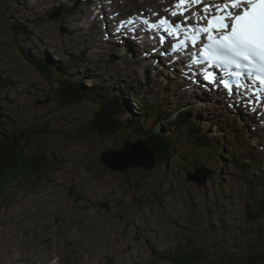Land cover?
<instances>
[{"label":"rangeland","instance_id":"374dc122","mask_svg":"<svg viewBox=\"0 0 264 264\" xmlns=\"http://www.w3.org/2000/svg\"><path fill=\"white\" fill-rule=\"evenodd\" d=\"M5 1L0 6V83L10 78L11 85H0V111L14 126L42 124L45 130L31 138L28 152L43 153L54 162V168L41 178L34 174L18 176L0 196V264L16 261L14 252L20 259L27 253L32 257L29 261L34 258L38 264H163L159 255L175 250L188 236L204 249L205 257L198 264H264V216L258 222L246 219L247 202L257 196L259 201L264 200V161H256L234 143H228L226 150L240 160L237 164L219 150L222 142L236 138L240 144L243 138L248 149L264 156V132L259 141L250 140L246 133L240 139V127L231 134L235 125L229 130L224 125L227 118L236 119L238 126L246 120L229 117L233 110L228 103L223 105L211 95L203 96L181 83L180 87L169 84V95L180 96L190 115L197 117L199 113V126L205 130L202 134L213 136L221 148L207 159L199 151L194 155L187 141L176 140L171 161L161 165L155 162L147 177L143 178L138 168L110 170L102 163L100 152L142 138L135 132L139 121L144 132L157 127L163 138L175 136L173 127L162 124L170 113L157 114L144 124V115L138 110L140 100L135 97L138 93L123 92L126 109L137 116L134 125L122 124L119 133L98 135L90 127L97 109L95 102L84 100L62 106L55 99L53 85L24 59L16 45L20 37L12 35L10 24L18 19L24 31L30 32L31 41L23 45L30 52L44 51L57 64L63 60L70 70H74V60L68 61L70 56L87 51L72 73L87 85L102 81L107 85L117 80L126 86L129 81L133 86L136 82L144 84L149 63L139 51L143 59L134 54L130 59L135 57L138 65L131 67L127 52L108 46L103 24L97 22L101 14L102 19L105 15L97 6L104 5L100 0H69L75 2V8L69 6L72 10L66 17L60 16L62 11L52 16L59 0L53 4L51 0H29L19 12L15 10L17 3ZM161 1L125 0L127 7L115 4V8L128 14L162 7ZM85 11H89L88 17ZM111 50L121 53V58H112ZM168 75L173 82L180 81L174 72ZM153 78L148 88L160 97L161 84L170 78L161 74ZM246 103L241 108H246ZM168 106L170 110L176 105ZM137 150L133 156H142ZM198 168L208 174L203 185L189 176Z\"/></svg>","mask_w":264,"mask_h":264},{"label":"trees","instance_id":"16d2710c","mask_svg":"<svg viewBox=\"0 0 264 264\" xmlns=\"http://www.w3.org/2000/svg\"><path fill=\"white\" fill-rule=\"evenodd\" d=\"M10 28L13 36L16 34L20 37L16 45H18L24 59L47 82L53 85L57 93H55V99L62 106L81 102L84 99H90V101L92 100L96 103L97 109L90 122L91 131H94L100 136H105L111 133H119L118 131L122 129V124L125 127L132 126L137 116L136 114H133V116L128 114L126 107H124L122 97L116 92L117 90H111L112 86L109 85H105L104 87L101 85H92L88 87L80 78L75 79L69 75L68 68L62 64L57 65L54 61H50L51 58L46 53L29 54V51H25L22 46H19V40L25 42V38L29 37L30 32L27 30L24 31L23 26L20 24H10ZM30 39L31 37L27 41L30 42ZM0 85L8 88L11 85V79L7 78L6 82L0 83ZM83 93H86L88 96ZM57 95L59 98H57ZM154 112L156 111L150 108L145 114L148 113L146 116L151 117ZM5 118L6 116L0 111V196L9 185L15 182L18 176L34 174L37 178H41L46 172H51L54 168V162L44 156L43 153L31 154L28 152L31 145V138L36 134H41L45 130L41 126L42 124H31L20 127L12 125ZM188 123H190V120L186 113L183 112L174 118L168 117V121L165 122V124H169V126L175 128V136L163 138L162 131L157 127H153L152 130L144 132L141 128L140 121L135 125V132L138 133L136 136L144 138L145 144L151 150L152 154H154L155 162L158 165L171 161L176 140L178 142L187 141L188 148L192 149L194 155H197L199 151L203 157L205 156L208 159L212 151L219 149L218 145L212 143V139L202 134L199 128L194 125L191 126ZM177 129L180 132H177ZM141 132L144 133L141 134ZM178 137L180 138L177 139ZM138 169L142 170L139 171V174L143 178L147 177L150 173L148 170L144 171L146 169L142 167ZM144 172L148 173L144 174ZM247 213V221L249 222H258L263 219L264 201L258 202L256 207L248 206ZM204 257L203 248L197 245L191 247L186 246L185 248L177 247L170 254H163V259L167 264H198Z\"/></svg>","mask_w":264,"mask_h":264},{"label":"snow or ice","instance_id":"6c2138e0","mask_svg":"<svg viewBox=\"0 0 264 264\" xmlns=\"http://www.w3.org/2000/svg\"><path fill=\"white\" fill-rule=\"evenodd\" d=\"M193 5H203L197 12L191 13V16L197 18L196 24H192L190 16L185 15ZM175 8L176 10L171 11V16H184L183 26L166 17H160L155 23L147 20L144 23L149 28H163L170 37H178L183 33L184 39H178L171 45L173 52L185 46L186 41L195 45L201 33L205 34L207 43L198 54H192L189 68L200 63L198 57H202L209 66L224 65L234 68L235 71L229 75L235 78V84L222 77L218 81L229 96L234 89L248 87L240 79L245 73L252 77L255 72L254 79L264 86V0H218L214 4H205L203 0H177ZM203 20L207 23L200 24L199 21ZM128 23L132 21L129 20ZM164 42L165 38L161 36L160 43ZM200 71L204 73L203 79L209 84L217 83L216 74L209 68L202 67ZM128 150L134 152V146H128Z\"/></svg>","mask_w":264,"mask_h":264},{"label":"water","instance_id":"95a60500","mask_svg":"<svg viewBox=\"0 0 264 264\" xmlns=\"http://www.w3.org/2000/svg\"><path fill=\"white\" fill-rule=\"evenodd\" d=\"M123 144L125 147L111 148L100 152V159L107 168L116 172H124L127 169L141 167L151 170L155 166L154 154L146 148L147 146H145L146 144L143 139L131 142L125 141ZM128 146H134V150L138 149V152L140 149L142 156L138 155L134 157V152H129ZM207 175V172L203 168H198L197 171L190 172L189 176H192L190 178L194 179L198 184L203 185L206 182Z\"/></svg>","mask_w":264,"mask_h":264},{"label":"bare ground","instance_id":"6f19581e","mask_svg":"<svg viewBox=\"0 0 264 264\" xmlns=\"http://www.w3.org/2000/svg\"><path fill=\"white\" fill-rule=\"evenodd\" d=\"M20 1V0H19ZM66 2H67V6H71L72 8H75V6L73 5L74 3H71L69 0H65ZM107 3H111L112 5H107V3H105L104 1H103V3H104V5L105 6H108V7H110L111 9H114V12H116V6H118V7H127L126 6V2H125V0H105ZM149 1V0H148ZM165 1V0H164ZM164 1L162 0L161 2H162V4L164 3ZM21 3H18L17 4V8L15 9V10H17L18 12L19 11H21L22 10V8H26L27 7V0H21L20 1ZM23 3V4H22ZM128 3V2H127ZM80 4V3H79ZM115 4H116V6H115ZM151 5V4H150ZM129 7V6H128ZM200 7H202V5H200V6H197V8H200ZM79 9V8H78ZM84 9V8H83ZM14 10V11H15ZM156 11H158V10H156ZM143 16H145L146 18H148V19H150V16H149V14L147 13V11L146 10H144V9H140V11H139ZM152 13H155V11H151ZM158 13H159V11H158ZM160 15H163L162 14V12H160L159 13ZM88 15H89V11H85V16H87L88 17ZM103 16V15H102ZM122 16V15H121ZM121 16L119 15V14H116V18L117 19H119V18H121ZM106 17H107V19L109 20V22H112L111 21V19H114V17L113 16H111V19H110V17H109V15L108 16H106V14L104 15V18L106 19ZM78 18V17H77ZM103 18V19H104ZM79 20H81V18H78ZM101 17H100V19L97 21V22H101L102 24H103V27H104V29L105 28H107L108 27V23H106V22H104V20H103ZM85 20H87V18H85ZM134 23L136 24V25H138L139 27H141V25H142V21L141 20H139V19H136L135 21H134ZM120 30V29H119ZM66 32V31H65ZM180 35H182V37H184V35H183V33H181ZM38 50V49H37ZM46 51V50H45ZM40 54V53H39ZM169 61H171L170 59H169ZM67 68V67H66ZM65 70V69H64ZM174 72V71H173ZM60 73V72H59ZM176 73L174 72V75H175ZM191 83H190V81L188 80V81H186V82H184L183 83V85L185 86V85H190ZM191 91V90H190ZM255 92H256V87H254L253 88V91H252V94L250 93V97H248V99L246 100V105H248L249 103H251L252 102V100H253V102L256 104V105H260V104H262L260 101H257L256 100V94H255ZM259 117H264V115H259ZM240 133H243L242 131H240ZM243 136V135H242ZM156 151V150H155ZM244 158V157H243ZM242 160V159H241ZM43 242V241H42ZM41 242V243H42ZM30 249V248H29ZM13 250V249H12ZM33 251V250H32ZM36 254V253H35ZM29 258H32L31 256H29L27 253H25L24 254V256L22 257V259H20L19 258V256H17L16 254H15V252H14V256H13V260H16V261H14V262H7V261H4V262H2L1 264H6V263H9V264H19L20 263V261L19 260H22V261H24V262H26L27 260L29 261ZM67 259V258H66ZM33 260L34 261H31V259H30V261H29V263H31V264H38L37 263V261H36V259H34L33 258ZM41 260V259H40ZM10 261H11V259H10ZM18 261H19V263H18ZM45 261V260H44ZM21 264V263H20Z\"/></svg>","mask_w":264,"mask_h":264}]
</instances>
